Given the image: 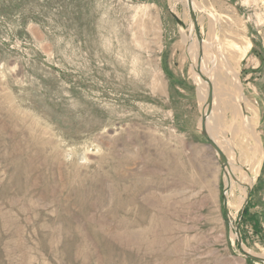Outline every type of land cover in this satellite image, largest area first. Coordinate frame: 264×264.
Instances as JSON below:
<instances>
[{"label": "rangeland", "instance_id": "1", "mask_svg": "<svg viewBox=\"0 0 264 264\" xmlns=\"http://www.w3.org/2000/svg\"><path fill=\"white\" fill-rule=\"evenodd\" d=\"M0 264H264V0H0Z\"/></svg>", "mask_w": 264, "mask_h": 264}, {"label": "bare ground", "instance_id": "2", "mask_svg": "<svg viewBox=\"0 0 264 264\" xmlns=\"http://www.w3.org/2000/svg\"><path fill=\"white\" fill-rule=\"evenodd\" d=\"M189 36H190V39L193 38V34L191 32H190ZM206 46L207 45L205 43H203L199 46V48L201 47L202 50H206V48H205ZM207 63H208V61L206 60L204 63L205 65L203 67V73L204 74L209 71L207 68V65H208ZM218 73H219V71H218L217 65L214 66L213 68H211V70L209 72V76H210L209 82H210V86H211L210 90H211V94L214 95L215 97L217 96V92H219L220 84L222 83V80H223L221 75ZM237 75H238V72H237V70L234 69L233 70V76H232L233 81H234L232 86L235 87V92H234L235 98H234L233 105L230 107L227 106V107L222 108L221 103L218 102L217 100L213 99V103H212V105H213L212 109L213 110H212L211 114H213V112H214V115L218 116V118L225 121L224 123H226V125H225L226 132H229L231 137H234V138L237 137L240 141L238 143V145H240V147L242 148L243 157L249 163L248 168H250V171H249V174H248L246 181L244 180L243 183L242 182L239 183L240 186H243V188H244V187L250 186L254 182V180L256 178L255 176L258 173L259 166H260V163L262 161V154L263 153H262V148H261V144L259 141V137L257 135V122H258L257 110L246 101V98H244L245 95L243 96V94L241 93V90H240V87L238 84ZM203 82H204L203 80L200 82V88H199L202 96H203ZM202 100H203V98H202ZM230 103H229V105H230ZM205 105H206V103H205ZM248 109H250L252 111V115H253L252 117H247V116L245 117L243 115L244 111L248 110ZM225 111H226V113L227 112L230 113L229 119H227L228 117L225 114ZM223 137L225 138L224 133H223ZM217 144L221 148V150L224 151V153H225L226 150L222 147V145H220L219 143H217ZM230 148H231V146H230ZM226 155L229 158V154L226 153ZM227 163L232 165V163H230L228 161H227ZM238 171H239V169H238ZM229 177H230V175H229ZM229 186H230L229 188H231L233 186V183L231 181H230ZM243 202H244V198L242 196L240 199V202H239V207L243 204Z\"/></svg>", "mask_w": 264, "mask_h": 264}, {"label": "water", "instance_id": "3", "mask_svg": "<svg viewBox=\"0 0 264 264\" xmlns=\"http://www.w3.org/2000/svg\"><path fill=\"white\" fill-rule=\"evenodd\" d=\"M199 73V71L197 70V74ZM201 76V75H200ZM203 78V77H202ZM210 98H211V90H209V100H210ZM206 116V115H205ZM205 116L202 118V120H201V122H202V134L205 136L206 134H205V130H204V125H205ZM206 137V136H205ZM207 138V137H206ZM207 140H208V142L210 143V144H212L214 147H215V145L207 138ZM216 148V147H215ZM217 149V148H216ZM218 153H219V155H220V157H223L222 155H221V153L219 152V150H218ZM234 231H235V229H234ZM238 244H239V247H240V242L238 241ZM240 250H242L241 248H240ZM249 258H251V255H249V254H246Z\"/></svg>", "mask_w": 264, "mask_h": 264}, {"label": "trees", "instance_id": "4", "mask_svg": "<svg viewBox=\"0 0 264 264\" xmlns=\"http://www.w3.org/2000/svg\"><path fill=\"white\" fill-rule=\"evenodd\" d=\"M246 213V212H245Z\"/></svg>", "mask_w": 264, "mask_h": 264}]
</instances>
